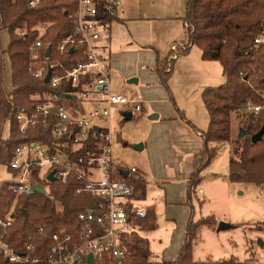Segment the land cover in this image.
<instances>
[{"label":"trees","instance_id":"1","mask_svg":"<svg viewBox=\"0 0 264 264\" xmlns=\"http://www.w3.org/2000/svg\"><path fill=\"white\" fill-rule=\"evenodd\" d=\"M30 0H0V34L7 31L9 46L3 51L0 43V165L7 159H12L18 146L38 143L53 148L58 143L69 144V151L76 164H85L87 152L97 151L100 141L92 138L78 147L65 137L57 139L53 128L57 120L51 115L48 126L41 124L22 133L16 119L18 112L31 113L35 108L45 103L50 97L60 98V103H69L67 108L82 111L78 103L62 99L71 87L52 88L43 80L36 79L28 71L32 57V46L41 41V56L44 58L46 49L51 48V58L61 61L67 68L74 67L84 58L81 54L57 53L58 44L73 34L72 14L77 9V0H43L38 7L30 8ZM101 20L111 24L118 20L113 9L100 5ZM67 14V15H66ZM184 22L187 24V42L183 48L172 51L167 59L159 61L156 71L162 83L168 89L177 59L185 56L191 46L198 48L203 61L219 62L223 68L226 82L219 87L204 89L202 100L210 116L208 130L202 132V150L194 158V170L188 181V199L197 197L201 185L202 173L217 156L218 146L235 143L237 146L229 161V180L231 182L252 183L264 189V136L260 142L253 144L251 136L264 128V109L257 118H251L244 111L248 101L261 105L260 94L264 93V47L257 53L252 51V44L257 36L263 33L264 0H188ZM45 25V26H44ZM42 26L45 31L39 30ZM78 51V50H77ZM8 56L12 68L13 90L5 89V56ZM247 79L246 81L244 79ZM90 79V77H88ZM174 102V101H173ZM175 104V102H174ZM176 106V104H175ZM182 120H186L177 108ZM236 116L244 118L242 130L250 131L237 140L232 136V119ZM188 122V121H187ZM9 125L7 139L4 138L6 125ZM189 125L193 126L190 122ZM86 165V164H85ZM114 168L113 177L116 180L134 184L145 192L146 181L128 173L125 167ZM9 173L15 175L14 171ZM39 168L35 172L38 174ZM48 187V194L23 193L18 194L11 180L0 183V219L7 216L15 204V224L12 230L11 242L18 249L35 236V243L41 249V260L37 264H50L47 255L51 247L50 236L53 233L65 231L74 238L77 237L79 213L95 207L96 200L89 194L78 195L77 190L85 180H77V171L67 184L39 181ZM132 221L137 231L123 239L127 256L121 262L99 258L91 264H157L152 261L150 242L141 234L158 229L154 211L140 212L129 208ZM217 223L214 217H202L198 221L190 218L186 226L184 243L178 258L171 264H241L235 260L196 262L193 259V248L204 227L215 229ZM40 226H47L45 233L39 235ZM0 264L6 263L0 255ZM83 264H89L84 262Z\"/></svg>","mask_w":264,"mask_h":264},{"label":"built area","instance_id":"2","mask_svg":"<svg viewBox=\"0 0 264 264\" xmlns=\"http://www.w3.org/2000/svg\"><path fill=\"white\" fill-rule=\"evenodd\" d=\"M43 0H30L29 7L36 8ZM77 9L72 14L74 26L73 34L64 38L57 46V53L81 54L83 60L74 67L67 68L61 61L41 56L42 43L37 41L32 46V57L28 71L36 79L43 80L51 70L49 85L52 88L71 87L65 96L66 101L91 104L87 114H81L76 109L67 108V103L61 104L60 98L50 97L45 103L38 105L31 113L20 111L16 115L22 133L38 125L47 127L51 115L57 120L53 128L57 139L65 137L70 143L79 146L92 138L100 141L97 151L87 152L85 164L73 161L69 144L61 142L53 148L47 145L32 143L18 146L12 159L3 163L7 170L14 171L10 179L14 182L13 188L20 195L28 193L34 185L44 187L39 181H47V177L55 171V182L67 184L74 171H77V180H85L77 194H89L96 200L95 207L78 214L79 230L77 237L61 231L50 236L51 247L47 255L50 264H83L89 255L95 258H106L117 261L127 256L123 245L125 236L137 231L129 213V204L132 200L141 198V190L134 184L116 180L113 177L114 163L112 158L113 129L111 120L113 111L118 107H126L132 113H140L144 99L140 94L122 96L113 93L111 85V64L109 57L102 51L101 41L104 33L111 24L101 20L100 5L116 11L121 7V0H77ZM264 47L263 33L257 36L252 44V51L259 52ZM51 49V48H50ZM78 50V51H77ZM174 47L173 51L176 52ZM73 51V52H71ZM77 54V55H78ZM177 58V53L173 56ZM90 77V79H88ZM261 105L248 101L244 111L257 118L264 109V93L260 94ZM49 169L43 176V167ZM40 171L36 174L35 170ZM132 168L129 174H136ZM53 184V183H50ZM48 192V187H44ZM15 224V207L7 216L0 219V255L10 264H37L41 260L39 246L35 243V236L18 249L11 242L12 230ZM47 226H40L37 230L43 235ZM242 264H264L250 260Z\"/></svg>","mask_w":264,"mask_h":264},{"label":"crops","instance_id":"3","mask_svg":"<svg viewBox=\"0 0 264 264\" xmlns=\"http://www.w3.org/2000/svg\"><path fill=\"white\" fill-rule=\"evenodd\" d=\"M121 1L118 20L104 33L101 47L110 59L113 93L122 96L140 94L144 104L140 113H132L126 107L113 111V142H123L121 131L124 122L128 121L125 114L131 113L132 120L138 115L141 132L136 141L143 145L142 151H146L144 161H150L155 169L160 167L155 171V177L159 181H170L166 195L170 209H174L171 206L174 199L182 201L184 193L188 195L194 158L202 150L201 133L208 130L210 123L202 93L206 88L223 85L226 76L219 62L203 61L200 50L191 46L185 56L173 58L176 61L167 89L156 67L159 61L168 58L174 47L183 48L187 42V24L183 18L188 0ZM113 75L123 84L119 90L113 87ZM132 80L134 82L130 83ZM81 107V114H87L92 105ZM177 108L193 126L181 119ZM113 163L116 167H125L128 174L130 169L136 168L137 173L129 175L142 178L148 184L146 170L135 166L128 168L115 158ZM176 183L182 185L177 187ZM147 184L144 194L141 191V198L132 200L129 206L133 210L156 214L153 206L146 210L138 207L146 199Z\"/></svg>","mask_w":264,"mask_h":264},{"label":"rangeland","instance_id":"4","mask_svg":"<svg viewBox=\"0 0 264 264\" xmlns=\"http://www.w3.org/2000/svg\"><path fill=\"white\" fill-rule=\"evenodd\" d=\"M45 26V25H44ZM39 28L43 34L45 27ZM9 34H0L3 51L9 46ZM4 84L8 93L13 90L12 68L10 59L5 56ZM120 82L113 75V87L121 88ZM148 119V118H147ZM244 118L234 116L232 119V136L237 140L245 125ZM138 115L132 121H125L121 131L122 141L112 144V158L118 159L128 168L133 166L146 170L147 189L146 199L138 204L141 210L155 207L158 229L141 235L150 242L153 253L152 261L157 264H171L179 255L185 238V227L189 218L198 221L202 217H214L217 225L215 229L204 227L198 241L194 244L193 259L196 262L235 260L244 263L255 260L264 263V189L252 183L231 182L229 180V161L236 148L235 143L218 147L217 156L210 162L202 173L203 181L197 190V197L191 202L184 193L182 201L174 199V206L168 205L166 195L169 180L159 181L155 177V169L150 161L145 162L146 151L136 149L138 136L141 132ZM9 125L4 131L7 139ZM125 144H128L125 146ZM153 150H155L153 148ZM49 167H43V176ZM12 178L4 163L0 165V183ZM182 183H176L179 187ZM141 201V200H139ZM15 207L16 205L13 204ZM12 207L10 208V210ZM221 223L231 225V229H221ZM261 242V244H259Z\"/></svg>","mask_w":264,"mask_h":264},{"label":"water","instance_id":"5","mask_svg":"<svg viewBox=\"0 0 264 264\" xmlns=\"http://www.w3.org/2000/svg\"><path fill=\"white\" fill-rule=\"evenodd\" d=\"M67 15V14H66ZM50 52H51V49L48 48V51H47V57L50 56ZM73 52V51H71ZM51 73L52 71L50 70L49 73H48V76L47 78L45 79V83L48 84L49 83V80H50V77H51ZM245 81L247 80L246 78L244 79ZM134 82L133 80L130 81V83ZM136 82V81H135ZM70 97L68 96H63L62 99L66 100V99H69ZM132 114L131 113H128V114H125V117L128 121L132 120ZM156 118V117H155ZM245 135H250V131H245V130H242L240 132V135H239V138H242L243 136ZM264 136V128H262L257 134L255 135H252L251 136V141L253 144H257L258 142H260L262 140ZM142 148H143V145H139L136 147V149L142 151ZM55 175V171H53L48 177H47V180L50 182V183H55L56 179L54 177ZM125 179H127L129 177V174L128 173H125V175L123 176ZM28 193H40V194H43V195H47L48 192L47 190L40 186V185H34L31 190L28 192ZM232 226L231 225H228V224H224V223H221L218 227V230H221V229H231ZM259 244H261V242H259ZM95 261V258L92 256V255H89L88 257V260H87V263L91 264ZM117 262H121V260H117ZM7 263V262H6Z\"/></svg>","mask_w":264,"mask_h":264},{"label":"bare ground","instance_id":"6","mask_svg":"<svg viewBox=\"0 0 264 264\" xmlns=\"http://www.w3.org/2000/svg\"><path fill=\"white\" fill-rule=\"evenodd\" d=\"M95 262V261H94Z\"/></svg>","mask_w":264,"mask_h":264}]
</instances>
